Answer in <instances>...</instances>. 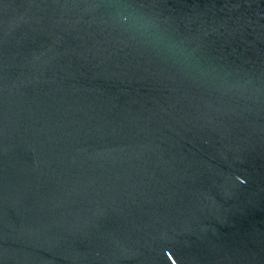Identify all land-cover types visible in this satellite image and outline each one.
I'll list each match as a JSON object with an SVG mask.
<instances>
[{
	"label": "water",
	"instance_id": "obj_1",
	"mask_svg": "<svg viewBox=\"0 0 264 264\" xmlns=\"http://www.w3.org/2000/svg\"><path fill=\"white\" fill-rule=\"evenodd\" d=\"M173 260L264 264V0H0V264Z\"/></svg>",
	"mask_w": 264,
	"mask_h": 264
},
{
	"label": "clouds",
	"instance_id": "obj_2",
	"mask_svg": "<svg viewBox=\"0 0 264 264\" xmlns=\"http://www.w3.org/2000/svg\"><path fill=\"white\" fill-rule=\"evenodd\" d=\"M169 259H171V256H169ZM172 264H176V261L173 260V261H172Z\"/></svg>",
	"mask_w": 264,
	"mask_h": 264
}]
</instances>
